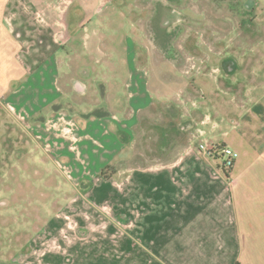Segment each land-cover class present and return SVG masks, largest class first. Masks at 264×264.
<instances>
[{"label": "rangeland", "instance_id": "374dc122", "mask_svg": "<svg viewBox=\"0 0 264 264\" xmlns=\"http://www.w3.org/2000/svg\"><path fill=\"white\" fill-rule=\"evenodd\" d=\"M82 1L61 2L63 5L69 3L70 10L81 8L79 15L76 11L77 21L81 27L86 24L88 28L78 31L75 46L72 41L68 42L69 50H63V61L58 65L65 71L74 69L77 77L82 75L78 57L88 56L89 51L93 67L100 68L109 61L118 72L125 65L129 69L133 65V51H137L139 42L143 46L141 51L151 40L160 52L165 50L164 40L171 39L175 42L172 43L174 53L178 48L175 44L182 39L190 41L203 34L216 35L225 42L234 38L243 40L255 54L260 52L264 56V0H87V4ZM189 2L198 3L199 10L196 11L194 3L189 5ZM207 5L214 11L215 19L207 17ZM165 11L174 13V20L165 21ZM208 22L218 25L219 29L213 32V26L209 27ZM239 46L233 45V50H243ZM33 48L41 52L42 46L32 44L30 49ZM44 63L47 66L43 70L54 73V61L49 59ZM149 63L148 59L139 62L140 68H144L142 73L148 72ZM150 68L154 70L152 74L167 70L170 72L168 77L173 80L182 74L185 84L179 85L189 84L194 92L192 76L196 68L189 56L180 61H151ZM155 76L152 84H163L164 80ZM145 78L147 73L139 77L141 85ZM126 79L111 78L124 82ZM99 81V77L92 78L91 93L86 96H92L93 103L95 94L98 95ZM177 83L173 82L172 87H180ZM128 84L116 90L117 86L109 81V89H113L106 94L113 98L108 106L111 111L118 109L120 114L116 117L120 120L123 115L125 118L124 138L131 133L126 122L132 124L135 105L126 90ZM157 88L163 92V86ZM147 94L151 101L156 97L150 92ZM195 95L190 93L187 99L195 101ZM146 97L141 91L137 100L140 109L136 120L140 118L133 125L134 130L131 129L135 138L134 152L130 150L131 141H125L119 148L117 145L116 151L113 147L106 149L105 145L104 151L101 150L104 143L114 145L109 139L114 134L110 122L93 123L91 134L78 123L74 128L70 124L69 133L64 136L61 132L59 138L56 135L52 141H46L47 146L43 148L35 130L23 121L20 110L0 107V264H138L157 260L158 255L154 252L141 250L144 249L140 246L143 238L134 227L131 182L135 173L140 172V179L148 180L157 172L156 175L163 179L164 173L157 170L168 165L174 167L167 174L171 180H198L209 187L212 182L221 180L216 173L222 172L224 159L222 155L197 151L200 140L191 144L193 134L190 133L196 130L194 118L184 122L187 128H183L184 123L178 125L190 134L189 137L182 141L163 139V128L172 127V123L165 126L164 119L168 122L167 117H173L174 112L162 104L150 105ZM164 99L157 98L156 101L162 103ZM94 107L90 106L92 110ZM29 111L35 112V109L22 112L27 116ZM93 115L99 118L100 112ZM254 125L243 135L232 134L238 137L236 145L241 150L232 149L241 163L253 160L256 149L262 144L261 122L256 121ZM104 127L107 132H103ZM115 128L121 127L116 125ZM242 136L246 139L241 140ZM63 137L69 140H63ZM220 144L217 143L222 147ZM183 151L186 155L181 159L178 153ZM104 182L109 185H103Z\"/></svg>", "mask_w": 264, "mask_h": 264}, {"label": "crops", "instance_id": "0c3cea01", "mask_svg": "<svg viewBox=\"0 0 264 264\" xmlns=\"http://www.w3.org/2000/svg\"><path fill=\"white\" fill-rule=\"evenodd\" d=\"M61 2L0 0V98L3 96L0 107L20 110L23 121L35 130L43 148L47 146L46 141H52L56 135L59 138L61 132L64 136L69 133L71 125L74 128L78 123L91 134L93 123L110 122L114 126V134L109 139L114 141V145L104 143L101 150L104 151L105 145L106 149L113 147L116 151L117 145L119 148L125 141H131L130 150L134 152L135 138L131 129L134 130L133 125L140 118L136 120L140 109L137 100L141 91L147 95L150 105L157 107L162 104L174 112L173 117H167L170 119L168 122L164 119V125L172 123V127L163 128V139L182 141L193 134L192 145L197 140L213 139L218 141L216 144L241 150L236 145L238 137L232 135L233 132L243 135L250 126H255L254 122L260 121L262 144L255 148V158L248 163H241L236 158L230 168L222 165V172L216 173L221 180L212 182L209 187L198 180L173 181L167 174L174 167L163 165L157 171L164 173L167 179H161L154 172L150 179L144 180L140 179L141 173L136 172L131 188L134 227L143 238L140 246L144 249L139 248L158 255L157 260L138 264H264L263 54H255L243 40L234 38L225 42L216 35L203 34L190 41L182 39L175 44L178 48L174 49V53L173 40L165 39V50L160 52L156 51V43L150 40L142 51L143 46L139 42L137 51H133V65L130 69L125 65L118 72L109 61L95 68L89 61L91 52L88 56L82 54L78 57L82 75L77 77L74 69L65 71L58 65L62 64L63 50H69L68 42L72 41L75 46L78 31L88 28L86 24L81 27L77 21L76 11L79 15L81 8L70 10L69 3L63 5ZM82 2L87 4V0ZM192 3L197 9L193 8L199 10V4L189 2V5ZM206 8L207 17L214 18L211 7L207 5ZM209 12L212 13L209 15ZM174 17V13L165 11V21L174 20ZM208 26H213V32L219 29L214 23L208 22ZM190 43L192 47L189 48ZM32 44H41V52H37L36 48L31 50ZM233 45H241L238 48L242 47L243 50L237 52L233 50ZM70 52L73 51L70 49ZM184 56L193 59L196 68L192 76L194 92L189 84L179 85L183 82L182 74L176 75L177 78L173 80L169 78L171 76L168 77L170 72L167 70L152 74L154 70L150 68L151 61H180ZM49 59L54 61L56 67L52 74L43 70L47 66L44 62ZM147 59L150 62L148 72H145L147 78L141 85L139 77L145 73H142L144 68H140L139 62ZM115 65L118 66L117 63ZM126 69L130 72L124 71ZM155 75L164 80L163 84H152ZM93 77L100 78L95 103L92 96L86 97L91 93ZM112 77L127 79L125 82L115 81L111 80ZM87 80H90L89 83ZM109 81L117 86L116 90L129 83L126 90L129 97L131 95L132 103H135L132 124L126 122L131 133L125 138L124 116L121 115L119 120L117 114H120V110L115 109L114 112L108 107L113 100L111 95H106L113 89H109ZM17 82L19 85H16ZM173 82H178L180 87L173 88ZM158 86L164 87L162 93ZM148 92L156 96L152 101ZM190 93L196 94L195 101L187 99ZM157 98L165 99L158 103L160 100L156 101ZM92 105L95 106L94 110L90 108ZM29 109H35V112L29 111V116L24 115L22 111ZM99 112V118L93 115ZM191 118L196 121V130L189 134L178 125ZM178 120L179 123L176 122ZM184 124L183 128H187V124ZM116 125L121 128H115ZM103 132H107L106 127ZM62 139L69 140L65 137ZM244 139L245 136H242L241 140ZM178 155L182 159L186 152H179ZM106 183L103 185H109Z\"/></svg>", "mask_w": 264, "mask_h": 264}, {"label": "built area", "instance_id": "2783aa9c", "mask_svg": "<svg viewBox=\"0 0 264 264\" xmlns=\"http://www.w3.org/2000/svg\"><path fill=\"white\" fill-rule=\"evenodd\" d=\"M197 149L199 152L208 155H215V154L222 155L224 159L223 165L226 168L232 167L237 157V153L232 148L227 146L219 147L214 141L209 139L201 140L197 146Z\"/></svg>", "mask_w": 264, "mask_h": 264}]
</instances>
